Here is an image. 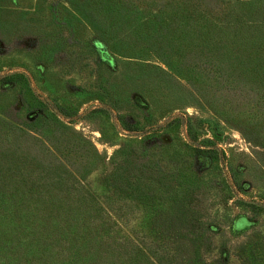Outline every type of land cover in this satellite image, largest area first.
Masks as SVG:
<instances>
[{
	"label": "rangeland",
	"instance_id": "rangeland-1",
	"mask_svg": "<svg viewBox=\"0 0 264 264\" xmlns=\"http://www.w3.org/2000/svg\"><path fill=\"white\" fill-rule=\"evenodd\" d=\"M207 1L0 0V161L82 175L143 240L170 214L187 239L211 238L208 264H264L262 84L226 62L208 63L232 77L206 75L199 49L170 45V10L239 4Z\"/></svg>",
	"mask_w": 264,
	"mask_h": 264
},
{
	"label": "trees",
	"instance_id": "trees-1",
	"mask_svg": "<svg viewBox=\"0 0 264 264\" xmlns=\"http://www.w3.org/2000/svg\"><path fill=\"white\" fill-rule=\"evenodd\" d=\"M237 2L240 5L228 3L224 10L215 6V10H222L220 16L200 13L197 19L189 13L179 15L178 9L170 10V29L177 31L176 36L171 35L170 45L199 49L206 75L215 72L230 78L233 72L222 67L212 70L209 63H232L252 82L262 84L258 88L251 84L250 89L264 97V0ZM110 6L114 18L117 12L113 3ZM121 7L119 13L124 18L132 17L128 12L123 14ZM161 13L150 14L162 24L167 18L157 19ZM120 27L124 31L127 25L121 22ZM15 161H0V264H208L206 257L214 250L213 241L182 236L189 232L182 218L171 228L170 214L160 223L155 221V238L143 240L119 220L118 211L92 193L82 175L69 174V188L56 191L58 186L67 185L60 175L26 172L25 161ZM74 186L77 190L71 192ZM131 192L136 194L132 188ZM138 196L131 198L135 201ZM170 229L177 235L170 238ZM229 257V252L219 254L211 264H225Z\"/></svg>",
	"mask_w": 264,
	"mask_h": 264
}]
</instances>
